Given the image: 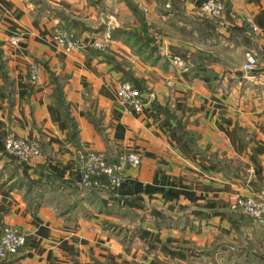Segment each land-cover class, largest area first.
<instances>
[{"label":"crops","instance_id":"1","mask_svg":"<svg viewBox=\"0 0 264 264\" xmlns=\"http://www.w3.org/2000/svg\"><path fill=\"white\" fill-rule=\"evenodd\" d=\"M201 1L0 0V235H26L0 264H264V222L230 206L264 187V0H221L219 17ZM67 20L108 46L63 50L52 31ZM10 132L42 155H8ZM78 149L141 162L89 191Z\"/></svg>","mask_w":264,"mask_h":264},{"label":"built area","instance_id":"2","mask_svg":"<svg viewBox=\"0 0 264 264\" xmlns=\"http://www.w3.org/2000/svg\"><path fill=\"white\" fill-rule=\"evenodd\" d=\"M202 13L210 17H219L223 10L221 0H203L199 5ZM221 26L226 28L227 22L221 21ZM252 29H255L252 26ZM20 37L12 34L9 41L17 44ZM52 39L65 51L78 50L81 48H93L103 50L108 46L109 34L93 35L88 40H82L75 31L58 24L53 28ZM169 61L174 65H180L178 56L170 55ZM257 63V58L252 51L243 52L242 69L245 72L251 71ZM36 68L33 69V77ZM165 84H169L166 79ZM119 94L134 110L142 107V93L131 82L122 80L119 83ZM5 152L13 157L22 160H31L42 155L41 143L37 138H27L13 132L6 135L4 139ZM76 164L80 170V183L84 186L102 185L100 176L105 175L107 186L115 188L125 179V172L128 168H135L141 162V154L138 151L130 150L119 155L116 160H108L103 153L91 149H78L75 153ZM231 208L238 209L252 219L264 222V187L257 190L237 195L230 204ZM26 235L12 225H5L0 235V257L15 254L25 243ZM204 264H234L232 260L213 261L200 255Z\"/></svg>","mask_w":264,"mask_h":264},{"label":"trees","instance_id":"3","mask_svg":"<svg viewBox=\"0 0 264 264\" xmlns=\"http://www.w3.org/2000/svg\"><path fill=\"white\" fill-rule=\"evenodd\" d=\"M139 18L141 19V27H142V29H144L145 31H146V28H145V24H144V22H143V20H142V16H139ZM64 26L66 27V28H68V29H73L74 27V25H72L71 23H70V21H65V23H64ZM143 30V31H144ZM115 31V30H114ZM113 32V31H112ZM147 33V32H146ZM145 36H147L148 37V34H144ZM133 84V83H132ZM134 86H136L135 84H133ZM137 87V86H136ZM138 88V87H137ZM139 89V88H138ZM100 178V182H103V181H106V177H105V175H102V176H100L99 177ZM84 186V185H83ZM89 191H94L95 189H100L101 188V186L100 185H89V186H85ZM109 189L111 190V188L109 187Z\"/></svg>","mask_w":264,"mask_h":264}]
</instances>
